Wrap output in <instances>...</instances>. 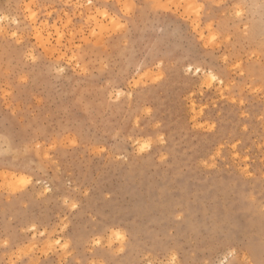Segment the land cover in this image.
<instances>
[{
  "label": "rangeland",
  "instance_id": "rangeland-1",
  "mask_svg": "<svg viewBox=\"0 0 264 264\" xmlns=\"http://www.w3.org/2000/svg\"><path fill=\"white\" fill-rule=\"evenodd\" d=\"M0 264H264V0H0Z\"/></svg>",
  "mask_w": 264,
  "mask_h": 264
},
{
  "label": "bare ground",
  "instance_id": "bare-ground-1",
  "mask_svg": "<svg viewBox=\"0 0 264 264\" xmlns=\"http://www.w3.org/2000/svg\"><path fill=\"white\" fill-rule=\"evenodd\" d=\"M213 225L211 226L210 228V232L211 234H213L215 236V238L221 236V235H225V236H228L230 234V231L229 229L227 228L228 227V224H227V221H216L215 223H212ZM250 226H252L250 224ZM258 251V250H257Z\"/></svg>",
  "mask_w": 264,
  "mask_h": 264
},
{
  "label": "snow or ice",
  "instance_id": "snow-or-ice-1",
  "mask_svg": "<svg viewBox=\"0 0 264 264\" xmlns=\"http://www.w3.org/2000/svg\"><path fill=\"white\" fill-rule=\"evenodd\" d=\"M213 79H215V77H213Z\"/></svg>",
  "mask_w": 264,
  "mask_h": 264
}]
</instances>
